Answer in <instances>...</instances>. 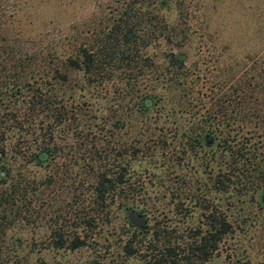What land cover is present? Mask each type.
<instances>
[{
  "label": "trees",
  "instance_id": "obj_1",
  "mask_svg": "<svg viewBox=\"0 0 264 264\" xmlns=\"http://www.w3.org/2000/svg\"><path fill=\"white\" fill-rule=\"evenodd\" d=\"M19 1L0 0V264H34L29 262V251L22 250V244L40 239L41 235L32 228L39 221L40 211L45 216L50 206L43 194L62 179L79 185L86 183L90 187L86 186L88 197L99 209L120 197V183L125 179L127 166L119 164L116 156L100 145V140L104 145L107 140L94 136L92 123L86 122L80 129L71 125L75 114L81 113V102L71 100L68 108L52 87L55 80L65 81L69 71H80L86 86L109 82L107 76L119 68L127 72L126 77L118 79V107L114 110L120 109L126 116L137 112L135 120L140 134L150 137L161 133L163 141L168 138L167 133L171 134L170 141L182 137L180 145L185 152L194 147L203 150L208 145V151L198 154L197 159L214 192L224 194L231 202H264V64L256 74L239 75L229 92H222L221 99L215 97V92L206 99L198 96L195 104L204 109L192 110L197 75L186 64L183 50V43L191 36L193 17L186 0H117L116 16L106 17L103 23L83 34H63L56 44L49 42L46 48L27 45L17 39L15 31L11 32L9 21L16 16ZM166 9L173 12L171 18L164 16ZM158 38L168 44L159 63L141 47ZM55 49H60L61 54L53 55ZM142 57L148 64L138 63ZM144 69V75L149 72L154 77L161 76L163 81L158 106L157 100L153 105L146 104L143 97L150 98L149 91L138 87L139 80L145 79L138 76V71ZM127 94L133 100L131 106ZM153 106L158 114L187 116L163 121L158 126L144 124L139 116ZM57 125L63 129L58 144ZM31 135L38 141L37 147L48 155L45 164L51 170L47 174L31 172L26 166V161L41 164L34 160L39 152L25 144ZM73 147L86 150L81 155ZM65 155L71 164H79V172L70 175L72 166ZM79 196L80 192L73 191L71 199L77 201ZM204 208L207 226L182 249H186L185 264L190 263L188 253L202 261L217 251L220 240L233 229V221L219 208H208L207 204ZM72 218L73 224L82 227L94 223V216L84 210L74 212ZM45 221L48 229L42 235L52 247L73 249L85 243V234L79 230L68 232L62 228L60 214ZM158 233L152 232L153 239L157 240ZM124 247L128 253L135 250L129 243ZM179 248L176 242L164 240L155 252L149 253L147 261L180 264L181 257L176 252ZM239 264L264 261L253 263L246 258Z\"/></svg>",
  "mask_w": 264,
  "mask_h": 264
},
{
  "label": "rangeland",
  "instance_id": "obj_2",
  "mask_svg": "<svg viewBox=\"0 0 264 264\" xmlns=\"http://www.w3.org/2000/svg\"><path fill=\"white\" fill-rule=\"evenodd\" d=\"M186 1L193 17L191 36L183 43V50L187 55L186 64L197 75L199 88L196 87L193 92L192 110L201 112L204 107L195 104L199 97L206 99L208 94L215 92V97L221 99L222 92H229L239 75L256 74L264 64V0ZM115 5H118L117 0H20L16 16L9 21L11 32L15 31L17 39L27 45L46 48L49 42L56 44L63 34L67 37L80 32L83 34L103 23L106 17L116 16ZM172 13L163 10L168 18L172 17ZM141 47L159 63L168 44L158 38L150 39ZM59 50L55 49L53 55L61 54ZM137 61L148 64L143 57ZM120 70L107 76L109 82H95L91 86L85 85L80 71H69L65 81L53 82L57 98H61L67 107H71V100L81 102V113L75 114L71 125L75 124L80 129L86 126V122L92 123L94 136L107 140L105 145L100 140V145L108 148L119 164L127 166V170L124 181L120 183V197L109 200L100 209L90 201L86 183L79 185L78 182L69 183L67 179H62L51 187L49 193H44V199L50 200L47 215L40 211L39 221L32 228L41 237L33 244H22V250L29 251V262L151 264L147 261L149 253L155 252L162 241L169 239L180 245L176 250L177 257H181L180 264H185L183 254H186V249H182L207 226L204 222L206 204L208 208L216 207L223 211L233 221V229L220 240L217 251H212L202 261L193 257L194 253H188L191 254L189 264H239L246 258L253 263L264 261V202H256L255 199L243 203L231 202L224 194L214 192L197 159L198 154L208 151V145H204L203 150L194 147L188 153L180 145L182 137L170 141L171 134L165 132L168 138L163 141L161 133L150 137L140 134L135 120L137 112L126 116L120 109L114 110L118 107V79L127 75ZM141 72L138 71V76L145 79L139 80L141 84L138 87L148 90L150 96H144V102L153 105L157 100L158 106V98L163 91L161 76L154 77L148 72L150 79L144 75L147 72L145 69ZM129 97L127 94L126 98ZM129 101L131 106V97ZM154 109L153 106L139 116L144 124L158 126L163 121L187 116L181 113L158 114ZM162 126L167 127V124ZM62 132V126L57 125V144L63 137ZM27 139L25 144L39 152L34 160H39L41 164L26 161V166L31 172L47 174L51 170L45 164L49 161L48 155L37 147L38 141L33 135ZM72 149L81 155L86 150L83 147ZM67 157L65 155L64 159L72 166L70 175H74L80 171V166L71 164ZM73 191L80 192L77 201L71 199ZM78 210L94 216V223L89 227L73 224L72 215ZM53 214H60L61 226L68 232L79 230L85 234V243L73 249L47 244L42 235L48 229L45 218ZM130 215L137 217V224L131 221ZM154 230L159 232L157 240L152 236ZM127 243L135 249L131 253L125 250Z\"/></svg>",
  "mask_w": 264,
  "mask_h": 264
},
{
  "label": "water",
  "instance_id": "obj_3",
  "mask_svg": "<svg viewBox=\"0 0 264 264\" xmlns=\"http://www.w3.org/2000/svg\"><path fill=\"white\" fill-rule=\"evenodd\" d=\"M130 218H131V221L132 222H134V223H138V219H137V217L136 216H134V215H130Z\"/></svg>",
  "mask_w": 264,
  "mask_h": 264
}]
</instances>
